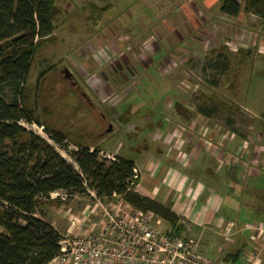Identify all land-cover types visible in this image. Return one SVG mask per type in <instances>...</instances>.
<instances>
[{
	"label": "rangeland",
	"instance_id": "rangeland-1",
	"mask_svg": "<svg viewBox=\"0 0 264 264\" xmlns=\"http://www.w3.org/2000/svg\"><path fill=\"white\" fill-rule=\"evenodd\" d=\"M201 7L219 9V2L56 0L52 39L35 54L26 79V97L41 123L68 136V152L79 143L97 146L100 158L132 160L140 181L134 187L137 193L142 186L149 188L159 171L162 178L156 185L164 191L182 184L183 177H195L218 192L220 184L212 179L216 171L243 177L250 189L264 190V29L253 18L224 15L220 20L217 14L200 29L208 17L198 13L207 12ZM63 68L74 76L90 106L63 79ZM2 96L8 103L13 97L8 89ZM21 125L76 168L41 127ZM109 125L112 131L103 134ZM225 154L231 155L233 170L223 164ZM172 171L175 176L167 178ZM248 171L258 174L249 176ZM150 191L156 195V189ZM198 195L188 198L202 200ZM94 196L88 189L76 195L58 192L37 216H45L62 234L71 218L96 208ZM108 202L119 200L102 201ZM257 209L261 213L250 214L239 205L227 216L242 224L259 222L264 207ZM179 218V236L203 243L206 234ZM223 224L217 232L229 243L234 232L228 233ZM170 228L163 220L158 226L160 232ZM213 240L208 237L206 243Z\"/></svg>",
	"mask_w": 264,
	"mask_h": 264
},
{
	"label": "trees",
	"instance_id": "trees-1",
	"mask_svg": "<svg viewBox=\"0 0 264 264\" xmlns=\"http://www.w3.org/2000/svg\"><path fill=\"white\" fill-rule=\"evenodd\" d=\"M218 2L219 12L227 17L235 19L242 11L264 24V0H244L243 8L236 0ZM55 16L56 0H0V264H46L57 254L59 232L35 216L56 192L76 195L88 189L100 201L118 198L134 210L152 212L175 234L181 230L179 217L169 207L134 190L139 177L133 179V161L100 158L95 145L76 143L77 150L68 152V136L41 123L36 115L35 105L26 97V79L35 54L52 39ZM220 64L222 70L227 68L223 59ZM6 89L13 96L9 103L2 96ZM21 122L41 127L76 168ZM225 160L231 167V157ZM235 187L233 182L230 189ZM228 257L235 262L234 253L226 261Z\"/></svg>",
	"mask_w": 264,
	"mask_h": 264
},
{
	"label": "built area",
	"instance_id": "built-area-1",
	"mask_svg": "<svg viewBox=\"0 0 264 264\" xmlns=\"http://www.w3.org/2000/svg\"><path fill=\"white\" fill-rule=\"evenodd\" d=\"M138 176L134 168L133 179ZM94 198L96 208L70 219L68 230L60 235L57 254L46 264H215L203 255L200 238L181 237L172 227L160 232L162 219L152 212ZM239 257L240 264H258L259 255L249 250Z\"/></svg>",
	"mask_w": 264,
	"mask_h": 264
},
{
	"label": "crops",
	"instance_id": "crops-1",
	"mask_svg": "<svg viewBox=\"0 0 264 264\" xmlns=\"http://www.w3.org/2000/svg\"><path fill=\"white\" fill-rule=\"evenodd\" d=\"M243 4H240L242 8H243ZM201 8H203V10L207 12L203 13L201 11H198V13L201 14V16L206 14L208 17H206V19L204 18V22H202L201 24L199 23L200 24L198 26L199 28L200 27L203 28V25L206 26V24H208L210 20H212V18L217 17V15H218L217 19L220 20L222 19V16H224L218 11L219 10L218 8L214 7L215 9H209L210 11L206 7H201ZM211 12H214L213 13L214 15L213 14L210 15ZM244 16H246L247 18L256 19L257 23L260 24L262 29H264V24H262L256 17L252 15H246L241 11L238 18L241 19V17L243 18ZM191 148H192L191 151H193L194 147ZM204 153L205 152L203 151L202 154L204 155ZM205 154L207 155V153ZM225 156L227 159V157L231 155L225 154ZM206 157L209 158V156ZM226 161L227 160H225V162L223 163L225 166H226ZM235 166L236 165L231 166L229 168L233 170ZM202 168L205 167L198 166L197 170H203ZM226 168L228 167L226 166ZM161 172L159 171L157 173L158 177L156 176L157 178L156 180L154 179V181H150V184L151 183L153 184L149 188L142 186L139 194L144 197H148L149 199L159 204H161L162 201H164L165 204L170 203L172 206L171 210L176 214L177 217L179 216L183 217L184 218L183 220L187 222H191L195 226V229L200 230L201 233L202 232L205 233L206 234L205 240L203 241V243H201L200 249L206 258H208L210 261L214 262L215 264L220 260L222 261L224 260L225 262L228 263V262H232L231 259L233 258L228 257L226 261L225 259L226 256L230 255L231 253H234V261L235 262L237 261L236 264H240V257L238 256V254H241V252L244 250H249V252H254L259 255L258 264H264V219L259 222L242 224L239 223L238 220H236V218L232 220L229 218V216H227L231 208H234L235 211L239 205L240 206L243 205L244 208L246 207L247 211L248 212L250 211L249 212L250 214L253 213V211L256 212L258 211V213H261L262 210H258L257 207H262V206L264 207V190H259L257 188L250 189L249 185H245V181L243 182L244 180L243 177H239V179H237L234 178L233 176L234 174H230L228 176L222 173L221 175H219L218 173H220V171L219 172L216 171V173L212 175V179L217 180L220 184L219 186L220 190H218V192L220 191L224 192L225 190L223 196L216 194L218 193L216 190L204 186L202 184L203 182H200L199 180L197 181V179L193 176L192 177L194 179H190V178L187 179L186 177H183L182 184H180V182L176 183V185L174 184L175 186L173 187L172 191L171 190L168 191V187H166L167 189H165L164 191L163 189H161V187H157L156 185V182H158L162 178ZM248 172L249 173L247 175L249 176L258 174L250 171ZM166 174H170L169 175L170 177L167 176V178H171L172 176L173 177L175 176L174 171L170 173L167 172ZM217 175L219 176L216 177ZM189 182L193 184L190 183L189 185ZM233 182L236 184V187L234 188V190H231L230 187ZM139 183L140 181L138 182V184ZM198 184H201V187H199ZM227 187L228 189H225ZM155 189L157 190L156 195H154L155 191L154 192L150 191ZM160 193L161 195H159ZM194 193L199 194L198 196H201L202 200L198 198L196 199L190 198L189 200L188 195L192 196V194ZM115 199L117 201L119 200L120 202V199L118 198ZM49 200L51 199L48 198L47 202H49ZM45 205L46 203H44V205H42L41 207ZM223 211H225V214H223ZM35 216L38 217L37 212ZM42 219L48 222L49 224H51V226L58 231V229L54 226V224L48 221L45 216H43ZM223 223L227 224V226L228 225L231 226V228L228 226L229 227L228 230L226 226V230L228 232L230 233L231 231L234 232V240L229 238V240H232L229 243H227L228 239H224L222 237L224 235L223 234L221 235V232L220 233L217 232L218 229H221V226H224ZM67 230L68 228L65 229L64 233H66ZM208 231L209 232L213 231V236ZM59 234L61 235L60 232ZM232 234L233 233H231V235ZM214 235L217 237V239H215ZM208 237H213L214 240L209 243H206Z\"/></svg>",
	"mask_w": 264,
	"mask_h": 264
},
{
	"label": "water",
	"instance_id": "water-1",
	"mask_svg": "<svg viewBox=\"0 0 264 264\" xmlns=\"http://www.w3.org/2000/svg\"><path fill=\"white\" fill-rule=\"evenodd\" d=\"M62 74H64V78L68 80L72 86L77 85L78 83L75 81L74 76L68 71L67 68H63L61 71ZM112 131L111 125L107 127V129L104 131L103 134H108Z\"/></svg>",
	"mask_w": 264,
	"mask_h": 264
},
{
	"label": "flooded vegetation",
	"instance_id": "flooded-vegetation-1",
	"mask_svg": "<svg viewBox=\"0 0 264 264\" xmlns=\"http://www.w3.org/2000/svg\"><path fill=\"white\" fill-rule=\"evenodd\" d=\"M63 79H64L65 81H68V80H66V79L64 78V74H63ZM68 82H69V81H68ZM69 85L75 89V91L78 93V95H79V96H80V97L86 102V104H87L88 106L91 105L90 102H89V100L87 99L85 93H83V91H81L80 86H79L78 84L75 85V86H72L71 83L69 82ZM103 118H104V117H103ZM103 118H102V121L104 122Z\"/></svg>",
	"mask_w": 264,
	"mask_h": 264
}]
</instances>
